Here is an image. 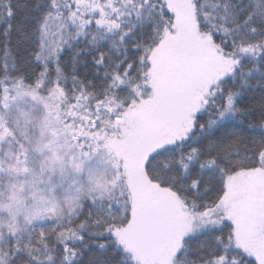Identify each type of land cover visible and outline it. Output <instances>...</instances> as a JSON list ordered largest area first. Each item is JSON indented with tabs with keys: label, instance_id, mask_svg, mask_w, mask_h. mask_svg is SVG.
I'll list each match as a JSON object with an SVG mask.
<instances>
[{
	"label": "snow or ice",
	"instance_id": "obj_1",
	"mask_svg": "<svg viewBox=\"0 0 264 264\" xmlns=\"http://www.w3.org/2000/svg\"><path fill=\"white\" fill-rule=\"evenodd\" d=\"M0 264H264V0H0Z\"/></svg>",
	"mask_w": 264,
	"mask_h": 264
}]
</instances>
